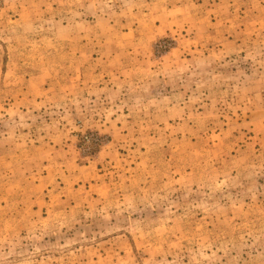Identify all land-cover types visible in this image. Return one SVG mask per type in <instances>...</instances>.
I'll return each mask as SVG.
<instances>
[{"label": "rangeland", "instance_id": "obj_1", "mask_svg": "<svg viewBox=\"0 0 264 264\" xmlns=\"http://www.w3.org/2000/svg\"><path fill=\"white\" fill-rule=\"evenodd\" d=\"M0 264H264V0H0Z\"/></svg>", "mask_w": 264, "mask_h": 264}]
</instances>
